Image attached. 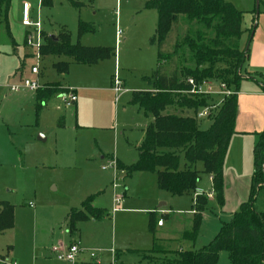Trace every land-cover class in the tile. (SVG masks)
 <instances>
[{
	"label": "rangeland",
	"instance_id": "obj_1",
	"mask_svg": "<svg viewBox=\"0 0 264 264\" xmlns=\"http://www.w3.org/2000/svg\"><path fill=\"white\" fill-rule=\"evenodd\" d=\"M21 1L13 4L10 0L8 27L0 6V202L14 209V226L0 232V264H66L57 258L58 252L80 241V236L88 251L78 254L77 264H97V260L111 264L114 258L115 264H148L142 251L156 245L164 249L191 248L192 242L181 233L192 230L197 194L173 196L159 188L156 173H128L117 166L118 161L128 167L138 160L143 129L152 120L131 102L134 91L148 86L143 77L151 75L158 65L159 48L150 42L158 13L148 7L151 0H47L39 8L37 0H30L31 26L22 22ZM228 1L243 11L241 47L250 50L259 30L264 35V0H259L258 12L257 0ZM81 21L92 29L80 34ZM193 29L194 24L181 17L177 28L169 33L161 47V62L166 69L188 61V47L173 59L170 54L176 41ZM64 30L71 43L116 49V57L94 64L72 63L68 74L56 73L52 62L58 58L38 57L39 45L45 42V35L57 36ZM26 37L31 44L26 43ZM186 63V67L194 66ZM34 65H39V75L32 73ZM222 67L219 63L218 69ZM248 69L247 61L238 82H234L233 74L226 75L229 84L209 80L204 86V91L212 88L206 95L209 101L219 107L227 95L259 89L257 81L264 79V69L253 70L252 78L246 77ZM113 75H118L128 90L117 93ZM25 79L41 84L69 80L70 88L78 90L77 102L67 106L57 93L38 109L35 91L11 90L12 85ZM167 111L175 109L168 107ZM250 114L254 116L252 111ZM198 118L202 129L213 122L207 115ZM255 125L258 123L249 127ZM235 130L224 164L223 202L214 196L212 179L203 163L197 165L201 176L198 194L211 195L195 248L207 245L221 223L229 221L249 199L260 132ZM40 135L45 139L40 140ZM116 195H123V199L115 211ZM89 198L94 206L104 209V214L78 224L80 231L71 235L67 216L81 209ZM255 205L264 210V190ZM152 212L154 232L150 227ZM160 218L162 227L157 225ZM92 253L97 256L92 257ZM217 264H232L229 254L221 252Z\"/></svg>",
	"mask_w": 264,
	"mask_h": 264
},
{
	"label": "trees",
	"instance_id": "obj_2",
	"mask_svg": "<svg viewBox=\"0 0 264 264\" xmlns=\"http://www.w3.org/2000/svg\"><path fill=\"white\" fill-rule=\"evenodd\" d=\"M42 1L43 4L47 2ZM0 6L4 8L8 27L10 0H0ZM148 7L158 13L156 32L150 38V42L159 48L158 65L151 75L143 77L148 89L134 91L131 102L153 119L144 129L138 160L128 167L118 162L117 165L128 173L138 170L154 172L161 190L180 196L196 193L201 179L197 165L201 162L204 171L211 176L214 196L223 202L224 164L236 132L238 96L237 93L227 95L218 107L206 95L187 92L192 88L188 79L198 82L220 79L229 84L231 80L226 75L233 74L234 82L240 80V73L249 58V48L241 47L243 11L228 0H151ZM181 17L194 24L195 29L176 41L170 56L173 59L188 47L190 55L185 63L191 62L194 66L186 67L184 62L179 66L173 60L174 67L168 70L161 62V47L169 33L177 28ZM90 29L85 22H80V34ZM253 30L250 29L251 33ZM44 37L45 42L39 45L40 56L65 58L52 64L60 75L68 74L72 63L94 64L116 55V49L109 47L73 44L66 30L57 35V40L47 35ZM182 59H186L184 54ZM219 63L223 64L220 69ZM258 82L264 90V79ZM69 88L60 83L41 84L35 91L37 108L41 109L52 96ZM168 107H173L175 112L167 111ZM205 108L208 109L207 117L213 122L210 127L202 129L198 113ZM260 137L254 149L255 171L249 199L229 221L221 223L218 233L207 245L195 248L209 199L206 194H197L192 207V230L181 233L182 238L192 242V247L164 249L156 245L151 250L142 251L148 264H217L221 252L229 254L232 264H264V210H258L255 205L259 193L264 190V130ZM103 214L104 209L93 206L89 198L81 209L68 214L69 230L74 232L78 222L92 216L96 219ZM13 226V206L0 202V232ZM150 227L154 232L153 212Z\"/></svg>",
	"mask_w": 264,
	"mask_h": 264
},
{
	"label": "crops",
	"instance_id": "obj_3",
	"mask_svg": "<svg viewBox=\"0 0 264 264\" xmlns=\"http://www.w3.org/2000/svg\"><path fill=\"white\" fill-rule=\"evenodd\" d=\"M24 2H28L30 4V11H31L32 5L30 3V0H22L20 3H24ZM12 3L16 4L17 0H13ZM40 4L43 5V1L42 0H37V7L38 8L40 7ZM22 6H23V4H22ZM14 7H15V5H14ZM9 10H11V6H10ZM255 28H256V26H255ZM255 28H254L253 32L251 33V35H250V36H252V38H253V34L255 32ZM254 37H255V39L253 41L254 43L252 44V47L249 50V58H248V68L249 69L247 70V73H246V77H248V78H252L250 76H252V73L255 70L264 69V35H263L262 31L259 30V36L257 35V36H254ZM114 57H116V55ZM59 59H61V58H58V60ZM53 62H52V64H53ZM42 69L43 70L45 69V67L43 65H42ZM39 74H40V72L38 74H34V75H39ZM114 77H115V75H113V78ZM120 80H121V78H120ZM49 82H51V83H60V82H55L53 80V81H42V84L49 83ZM121 82L123 84L122 80H121ZM60 84L65 86V87H70L69 80L66 81L65 83H60ZM259 86H261V84ZM124 89L128 90V88H124ZM147 89H148V86L147 87H143L141 90H147ZM141 90H138V91H141ZM75 92L77 94L78 90H75ZM239 93L240 94H238V114H237L236 126H235L237 128V132L238 133H244V132H257V133L260 132L261 133L264 130V90L262 89V86L259 89H254L252 91H242V92H239ZM76 102H75V104H76ZM251 111L254 113V116H252L250 114ZM255 123H258V126L255 125L256 127H252V128L249 127V125H253ZM118 163H119V161H118ZM198 193H201V189H199V187H198L195 195L198 194ZM95 207H97V206H95ZM192 213H193V211H192ZM91 220H94V218L82 220V221L78 222L77 225L78 224L79 225L82 224V222L86 223V222L91 221ZM160 220H162L161 224H159ZM157 225L161 226V227L164 226V221H163L162 218H160L158 220ZM79 228L76 227V230L74 232H71V230H68V233L73 235V234H75V233L80 231ZM79 240H80L81 244L84 247L88 248L87 246L84 245L83 240L81 239V236L79 237ZM114 252H116V256H118V252L115 251V250H114ZM64 263H66V262H64ZM101 264H103V262Z\"/></svg>",
	"mask_w": 264,
	"mask_h": 264
},
{
	"label": "built area",
	"instance_id": "obj_4",
	"mask_svg": "<svg viewBox=\"0 0 264 264\" xmlns=\"http://www.w3.org/2000/svg\"><path fill=\"white\" fill-rule=\"evenodd\" d=\"M22 22L26 26H31L33 24L32 21L30 20V4L28 2H24L22 6ZM36 25L39 27V23H37ZM117 34L118 36H120L121 30H118ZM27 43L31 44L32 41L28 38ZM38 55H39L38 57H40V53H38ZM31 71L34 74H38L39 65L32 66ZM188 82L192 85V88L191 90L187 92H191V93L199 94V95H209L212 93V88L210 87L208 88L207 91H204V86H206L210 82L209 80H202L198 82L193 78H189ZM114 84H115L114 89L117 93H120L121 91H123L122 82L118 75H115ZM40 87H41V83L38 80L31 81L29 79H25L24 82L21 84L12 85L11 90L21 91V90L27 89L30 91H36ZM221 87L225 88V84H222ZM61 98L67 106H73L75 102L77 101V94L74 89L69 88L68 91L61 93ZM206 112L208 113L207 108L200 111L198 113V117L207 115ZM210 195L211 194H209V196ZM122 199H123V195L115 196L114 198V210L115 211L119 209L118 205L121 203ZM161 223H162V220L159 221V224ZM87 251H88V248L84 247L80 241H75L74 243L70 244L68 247L60 249V251L58 252L57 258L61 261L66 262V264H77L76 258L78 254L81 252H87ZM113 253H114V250H113ZM96 256L97 255L95 253H92V257L95 258ZM95 263L101 264L102 262L100 260H97ZM115 263H116V259L114 258L111 264H115Z\"/></svg>",
	"mask_w": 264,
	"mask_h": 264
},
{
	"label": "water",
	"instance_id": "obj_5",
	"mask_svg": "<svg viewBox=\"0 0 264 264\" xmlns=\"http://www.w3.org/2000/svg\"><path fill=\"white\" fill-rule=\"evenodd\" d=\"M258 8H259V0H257V12H258ZM51 37L53 38V39H55V40H57L58 39V37L56 36V35H51ZM39 139L40 140H44L45 138H44V136H42V135H40L39 136Z\"/></svg>",
	"mask_w": 264,
	"mask_h": 264
}]
</instances>
